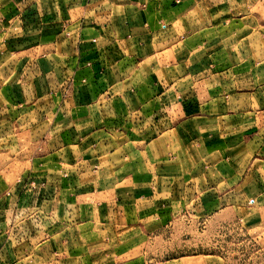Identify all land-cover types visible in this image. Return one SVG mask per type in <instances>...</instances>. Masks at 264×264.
Masks as SVG:
<instances>
[{"label": "crops", "instance_id": "obj_1", "mask_svg": "<svg viewBox=\"0 0 264 264\" xmlns=\"http://www.w3.org/2000/svg\"><path fill=\"white\" fill-rule=\"evenodd\" d=\"M186 215L264 228V0H0V264H206L147 260Z\"/></svg>", "mask_w": 264, "mask_h": 264}, {"label": "rangeland", "instance_id": "obj_2", "mask_svg": "<svg viewBox=\"0 0 264 264\" xmlns=\"http://www.w3.org/2000/svg\"><path fill=\"white\" fill-rule=\"evenodd\" d=\"M144 251L152 263L200 256L206 264H264V228L245 229L228 218L196 221L186 215L152 239Z\"/></svg>", "mask_w": 264, "mask_h": 264}]
</instances>
